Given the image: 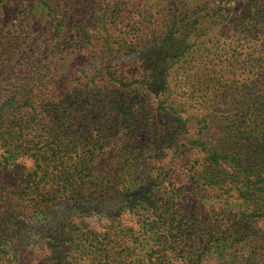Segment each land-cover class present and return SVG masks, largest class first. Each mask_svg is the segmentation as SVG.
Listing matches in <instances>:
<instances>
[{"label":"rangeland","instance_id":"rangeland-1","mask_svg":"<svg viewBox=\"0 0 264 264\" xmlns=\"http://www.w3.org/2000/svg\"><path fill=\"white\" fill-rule=\"evenodd\" d=\"M117 2L118 14L111 18L115 0H83L75 5L79 13H104L105 19L101 22L95 19L99 26L109 29L117 46L118 52L101 59L102 71L98 73L90 71L96 59L93 56L97 53L99 56L102 51L96 33L78 38L75 24L66 22L60 32L62 38L51 37L54 24L49 22L45 7L32 5L30 0H0V102L13 92L23 91L22 99L15 97L13 102L24 114L25 121L32 119V127L23 130L22 134L16 127L21 123V117L15 115V110L6 114L2 111L6 124L13 126L12 136L17 137L18 131L21 133L20 139L11 142L15 147H23L9 166L0 167V264H90L92 253L103 264H123L124 261L128 264L130 259L135 264L136 253L140 251L134 246L136 244L131 245L135 247L132 256H125L122 246L113 251H107L106 246L112 237L124 246L128 241V227L138 229L135 215L126 212L115 217L111 201L112 187L116 180L124 177L122 170L117 172V169L123 162L122 155L127 156L123 149L132 130L130 135L127 134V124L122 123L123 119L116 116L115 111L108 110L110 106L104 102L96 105V108L100 107L94 113L97 119L88 118V125L79 127L85 123V118L76 116L80 112L77 107H91L92 99L104 95L111 102L116 91L133 90L137 81H151L149 73L154 64L158 66L161 88H170L175 101L181 105V110L176 112L179 120L171 118L162 96H154L157 86L152 81L143 86L147 108L142 107L143 124L134 131L132 139L136 141L134 145L146 151L144 162L153 176L159 174L157 181H163L160 185L175 187L174 195L170 192L162 194L164 200L173 196L169 204L180 203L195 219L191 220L194 222L190 230L191 251L188 249L190 237H185L183 242L176 240L179 243L176 255L163 254L165 262L160 264H228L229 260L236 264H264V214L248 215L249 210L244 211L255 207L264 211V199L254 197L243 203L242 199L237 201L234 195L230 196L231 192L223 191L222 185L240 186L234 173L222 174L219 170L217 178L221 181L210 185L212 188L202 184L199 177L204 173L198 174L195 183L187 174L193 159L205 155L197 144L202 141L224 142L226 152L238 156L248 153L253 157L258 154L260 160L264 159V122H261L264 39L245 30L246 0ZM141 18L144 19L140 22L144 40L154 33L171 31L170 39L166 41L175 50L164 46L163 52L156 55L140 52L135 58L133 51L140 47L139 42L128 43L121 37L125 35L123 31L136 22L134 19L140 21ZM79 42L85 44L81 47ZM91 76H95L93 82ZM162 81H167L168 85ZM168 93V90L164 91L163 96ZM44 100L49 104L46 109L42 107ZM159 101H162L161 106ZM253 108L260 121L258 128L255 124L234 123L239 125V132L248 130L249 136L224 137L222 124L239 119L237 116ZM66 110L75 111V115L72 122L63 124V115L68 116ZM84 113L93 115L90 110ZM204 116L210 119L207 127H203ZM68 125L72 126V132L75 131L73 135L66 134ZM87 126L95 129L87 133V138L90 142L100 139L102 149L95 151L88 170L75 175L83 177V192L97 184L96 196H102L104 189L107 193L100 203L102 206H98L101 215L91 217L72 208L73 213L65 219V208L70 202L51 188L60 189L58 179L70 173L68 151L71 141H83ZM169 126L175 127L173 137L176 139H165L162 143V137L155 133ZM39 159L48 163L52 179L42 175ZM34 172L38 174L32 175V180L39 182L31 183L30 190L36 192L32 196L38 201L36 204L21 193V185L28 173ZM45 180L47 185L42 186ZM154 193L156 200L158 191L155 189ZM38 211L46 214V218L39 216ZM46 221L56 222L59 227L56 225L47 231ZM109 230L112 231L110 238ZM233 239L230 249L223 248L219 259L216 247L221 246V241ZM146 242L142 239V243ZM182 252L190 261L180 263L178 258ZM105 255H109L106 260ZM79 259L83 261L79 262Z\"/></svg>","mask_w":264,"mask_h":264},{"label":"trees","instance_id":"trees-1","mask_svg":"<svg viewBox=\"0 0 264 264\" xmlns=\"http://www.w3.org/2000/svg\"><path fill=\"white\" fill-rule=\"evenodd\" d=\"M82 1L83 0H30V3L32 5H39V8H46V16L48 17L49 22L54 24L51 37H55L57 39L62 38V36L60 37V32L66 22L68 24H70V22H73L75 24L76 27L74 31H76V36L78 38H81L82 35L89 37L90 34L94 35V33H96L97 38L101 41L99 42V46L100 48L102 47V51L99 52V56H97L98 53L93 56V59H96L92 63V68L90 69V71L101 73L102 69L100 68V64L103 63L101 59L104 56L113 55V53L118 52V49L117 46L115 47L114 42L111 39V33L109 32V29L105 26H99V22H97V20L95 19L97 18L101 22L102 18L105 19L104 13H88L85 11L79 13L75 8V5L81 3ZM232 1L234 2L236 0ZM117 5L118 2L117 0H115V3L112 6L113 9L110 13V18L118 14L117 11L119 7H117ZM142 20L144 19L141 18L140 21L134 19V21H136L137 23L134 22L126 32L123 31L122 34H125L126 36L124 35V37H121L128 43H131L133 40L139 42L140 47L137 46L133 51V55L135 56V58L139 56L140 52L143 55H156L155 53L158 54L160 51L163 52L162 49L164 46H166L171 51L175 50L174 47L170 48V45L168 46V42L166 41L170 39V36L172 34L171 31H168L167 33H164V31H162L160 34L154 33V35H150V38L148 40H144L145 34L140 24ZM243 23L247 27L245 28V30L256 35L257 37L259 36L264 39V0H246V11L244 12L243 16ZM78 44L82 47L85 43L82 45L79 42ZM63 45H65V43H63ZM151 48L153 49L152 53L150 52ZM108 66L109 65L104 67L107 68ZM178 68L180 67H177V69ZM176 73L178 74V72ZM149 76L151 78V81H135L136 89L133 88V90L116 91L115 95L112 97L113 99L111 102H109L104 95H101L99 96V98L90 100L91 102H89V104L91 107H88L86 105V107L83 109L82 106H78L77 108H80V112H78V115L76 116L77 118H85L83 120V122L85 123L79 126L84 127L90 123L87 120L88 118L91 120L97 119L94 113H96L100 109V107L97 106L96 108V105H98L100 102H104L105 104H109L110 107L108 108V110L115 111L116 116L123 119L122 123L127 124V134L130 135V131L132 130V133L123 149V152H126L127 156L122 155L123 162L117 169V172L122 170L124 177H122L121 180H116V183L112 187L113 198L111 201L112 205L115 208V211L113 212L115 217L118 213L124 214L126 212L135 215L137 219V221L135 222L136 226H138V229H136L135 226L134 228L136 230L132 226L128 227V241H126L124 246L120 245V242H118L115 237H112L110 243H106V246H108L107 251H113L117 247L122 246V250L126 252L125 256H132L135 249L134 246L140 248L139 253H136L137 259L135 260V264H160L162 262H165L163 254H168V252H170L171 256H175L179 244L178 242H176V240H179V242H183L185 237L191 238L188 240V249L189 251H191L190 248L192 246L193 240L190 230L194 223L192 221H195L194 217L188 214L187 211L180 206V203L172 202L171 204H169V199H172L173 196L164 200L162 194L170 192V194L174 195V193H176L175 187L170 188V186L168 185H160L163 184V181H157L158 179H160L159 174L155 173L153 176L152 172H150L151 169L148 167L147 162H144L143 156L146 154V151H144V149H141V147L134 145L136 141L132 139V136H134V131L143 124V121L141 120V112L143 111L142 107H144V110L145 108H147L145 102L146 99L144 97V91H146V89H144L143 86L151 84L152 81L154 86H157V92L154 94V96L157 98L162 96L163 99L161 100L163 102H167V112L169 113L171 118L174 120H179L176 112L181 110V105L177 101H175L176 99L172 95V91H170V88H161V83L159 82L160 76L158 66H156L155 64L153 65V68L150 70ZM94 78L95 76H91V81L92 79L94 80ZM162 83L168 85L167 81H162ZM87 88H90V86L87 85ZM166 90H168L169 93L167 96H163L164 91ZM22 93L23 91L19 93L13 92L7 95V97L0 102V167L9 166L10 162L18 157V154L20 153L19 150L23 147H15L13 145L14 143L11 142V140L13 141L15 138L20 139L21 133L18 131L17 137L12 136L13 131L11 130V128L13 126H9L6 124L4 112L2 111L4 110L6 114V112L8 111H11L13 109L15 110V115H19L21 117V123L19 125H16V127H18L19 130H22V134L24 132L23 130L27 131L30 127H32V119L25 121L24 114L19 111V107H16L13 102V99L15 97H19V100H21L23 97ZM39 96H42L40 92ZM0 97L2 98L1 94ZM87 98L90 99V96H87ZM162 101H159L160 106L162 104ZM42 107L46 109L49 107V104L44 100ZM89 110L92 111L93 115L84 113V111L87 112ZM75 111H77V109H75ZM73 112L66 110L65 114H67L68 116L63 115L62 119L65 120L63 121V124H66L67 121L72 122L75 115ZM237 117H239V119H233L230 122H225L222 124L225 132L224 137L249 136L250 133L248 130L239 132V125H234V123H244L249 126L251 124H255L257 128L260 125V121L257 118L258 116L256 115L255 108L243 112ZM202 121L203 127H207L210 119L204 116L202 117ZM261 122H264V110L262 112ZM230 123L233 124L229 125ZM71 127V125H68V127L65 129L67 131V135H73V133L75 132L71 131ZM85 129L87 130L83 132V141H80L79 139L71 141V145L68 151L70 157L68 159H70L71 161L70 173L64 174L66 176L58 179L60 181V189L56 187V189L53 190V188L50 187L51 191L60 192L64 195V197H67V201L70 202V204L66 205L65 208L66 212L63 215L64 217H66L65 219H68L73 213V211H71L72 208H74V211H78L82 214L86 213L91 217L101 215L98 206H102V204L100 203H103V201L105 200L104 194L107 193V190L104 189L102 196H96L97 184L93 185L91 187L92 189L88 188L85 190L86 192H83L84 189L81 187L83 177H78L77 175H75L84 172L86 169L88 170L90 167V163L94 158L95 151H100L102 149V143L100 142V139H98V141L94 140L91 142L88 139L89 137L87 136V133H92V131L94 132L95 129H91L90 126L85 127ZM155 134L162 137V143L165 139H176V137H173L175 134V127L173 129V126H169L165 129H158ZM8 137L9 139L11 138L10 141L7 140ZM97 144L98 147H96ZM197 144L199 145L200 150H202L205 155L200 159H193V163H191V165L187 169L189 180L192 183L196 182L198 174L204 173L202 177H199L203 180L202 184L205 188H212L210 187V185H216L217 182L221 181V178H217V173L219 170L222 172V174L234 173L236 182L239 183L240 186L233 188L232 185H222L221 188H223V191L231 192L229 193L230 196L234 195L233 198L237 201H241L242 199L243 203H247L250 198L254 197L264 199V159L260 160L261 158L257 157L258 154L256 155V157H253L249 156L248 153L240 154L238 156L229 151L226 152L224 151L226 149V147L224 146V142L212 143L211 141H202L197 142ZM39 169L42 175H44L48 179L53 178L50 177L52 173H49L48 163H44V159H39ZM37 174L38 172H34L32 174L28 173L25 181L23 180L24 183L21 185V193L26 196L29 201L31 200V202H34V204L38 202L32 198V196L36 194V192L34 190H30V188H32L31 183L38 184V180H32V175ZM41 185H47V180L43 181ZM155 189L158 191L156 200L154 193ZM245 210H249L247 212L248 215L253 214L260 216L264 214V211L261 210L260 207H255V209H244V211ZM38 214L39 216L46 218V214H42L39 211ZM49 221H46V224H44V226L47 227V231H50L51 228H54L56 225L59 227L58 223ZM181 221H183V223H180ZM115 231L116 229L114 228V232ZM111 232L112 231L109 230V232L107 233L108 236ZM134 234H136V236H134ZM142 239H145L147 242L151 241L152 244L148 245L147 242L142 243ZM233 241L234 239L229 242L227 240L221 241V246L216 247L217 256L219 257V259L222 258V249H230ZM133 244L136 245L131 247V245ZM181 254L182 256L178 258L180 260V263L181 261H190L188 260L189 258L186 253L182 252ZM226 255L228 256L230 255V253H227ZM107 256L109 255H105V260L107 259ZM80 261H83V259H79V262ZM89 261L90 264H103L97 256L93 255V253L89 258ZM227 263L236 264L234 260H229ZM123 264H125V261L123 262ZM128 264H132V259L129 260ZM167 264L170 263L168 262Z\"/></svg>","mask_w":264,"mask_h":264}]
</instances>
